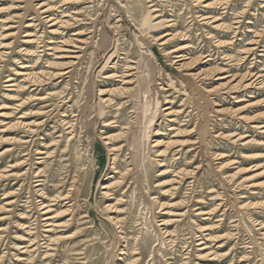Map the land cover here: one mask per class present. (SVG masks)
<instances>
[{
    "label": "rangeland",
    "instance_id": "rangeland-1",
    "mask_svg": "<svg viewBox=\"0 0 264 264\" xmlns=\"http://www.w3.org/2000/svg\"><path fill=\"white\" fill-rule=\"evenodd\" d=\"M0 264H264V0H0Z\"/></svg>",
    "mask_w": 264,
    "mask_h": 264
}]
</instances>
